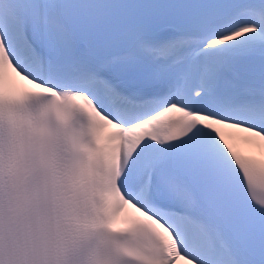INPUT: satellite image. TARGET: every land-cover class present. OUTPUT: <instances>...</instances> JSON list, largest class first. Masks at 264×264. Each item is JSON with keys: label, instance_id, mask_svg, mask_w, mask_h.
<instances>
[{"label": "snow or ice", "instance_id": "obj_1", "mask_svg": "<svg viewBox=\"0 0 264 264\" xmlns=\"http://www.w3.org/2000/svg\"><path fill=\"white\" fill-rule=\"evenodd\" d=\"M180 262L264 264V0H0V264Z\"/></svg>", "mask_w": 264, "mask_h": 264}, {"label": "bare ground", "instance_id": "obj_2", "mask_svg": "<svg viewBox=\"0 0 264 264\" xmlns=\"http://www.w3.org/2000/svg\"><path fill=\"white\" fill-rule=\"evenodd\" d=\"M239 147L241 151L245 152V154L256 155V156L261 155L260 151L258 152L256 148H249L244 144H241ZM180 264H183V262H180Z\"/></svg>", "mask_w": 264, "mask_h": 264}]
</instances>
